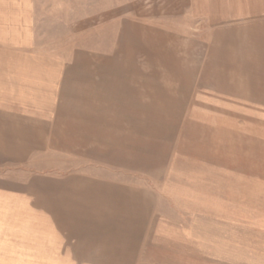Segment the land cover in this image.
I'll return each mask as SVG.
<instances>
[{"label":"crops","instance_id":"1","mask_svg":"<svg viewBox=\"0 0 264 264\" xmlns=\"http://www.w3.org/2000/svg\"><path fill=\"white\" fill-rule=\"evenodd\" d=\"M11 13L22 41L21 10ZM240 15L237 26L252 24L257 41L235 49L215 38L205 76L219 78L221 95L229 90L264 109V13L247 6ZM37 57L0 54V264H139L150 238H165L167 206L191 214L194 223L211 217L228 238L246 237L254 227L248 235L264 238L261 183L255 161L246 163L264 157V132L212 124L200 135L205 145L196 143L188 159L178 144L168 172L165 134L150 137L143 128L149 120L121 116L114 104L102 111L63 100L66 72L38 69ZM235 76L246 83L234 89L221 81ZM177 162L189 164L188 171Z\"/></svg>","mask_w":264,"mask_h":264},{"label":"rangeland","instance_id":"2","mask_svg":"<svg viewBox=\"0 0 264 264\" xmlns=\"http://www.w3.org/2000/svg\"><path fill=\"white\" fill-rule=\"evenodd\" d=\"M247 6L264 13V0H0V54H34L38 69L66 72L63 100L93 103L102 111L114 104L121 116L149 120L143 128L150 137L165 134L161 152L170 172L178 144L181 159H188L200 135L213 127L264 132V109L229 90L221 95L219 78L213 82L205 76L208 50L216 39L235 49L257 41V28L237 26L234 20ZM18 9L22 41L14 27L17 15L11 13ZM26 38L32 44L24 48ZM222 80L234 89L247 81L239 76ZM75 108L71 113H78ZM204 140L199 143L205 145ZM254 161L261 183L257 197L264 199V157L246 158V163ZM177 165L188 171L189 164ZM165 213V238H150L139 264H264V247H257L264 238L248 235L257 228L249 227L254 230H247L246 237L228 238L222 223L209 216L194 223L191 214H179L174 206ZM250 224L257 226V221Z\"/></svg>","mask_w":264,"mask_h":264}]
</instances>
